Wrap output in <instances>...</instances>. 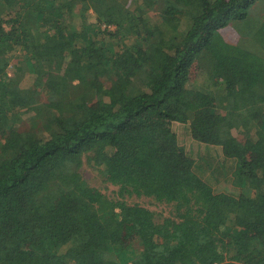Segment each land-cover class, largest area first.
Segmentation results:
<instances>
[{"label": "trees", "instance_id": "1", "mask_svg": "<svg viewBox=\"0 0 264 264\" xmlns=\"http://www.w3.org/2000/svg\"><path fill=\"white\" fill-rule=\"evenodd\" d=\"M0 130V264H264V0H0Z\"/></svg>", "mask_w": 264, "mask_h": 264}, {"label": "rangeland", "instance_id": "2", "mask_svg": "<svg viewBox=\"0 0 264 264\" xmlns=\"http://www.w3.org/2000/svg\"><path fill=\"white\" fill-rule=\"evenodd\" d=\"M134 3H132L133 5ZM133 7V6H131ZM88 15V18L83 19L81 17H77L75 19V21L78 23L79 27H78V31L81 32L82 27H88L92 31H96L97 30V26L100 24L97 22L96 20V16L97 14H93L92 12L88 11L85 12ZM143 16H145L146 20L149 23H152V17L149 16L148 12L145 15V12L143 13ZM42 17L41 14H33V15H23L20 18V22L21 25H32L31 28L29 30H31L32 32L36 31V25L38 24L37 21ZM83 20H86L85 22H82ZM84 23V24H82ZM82 24V25H81ZM181 30H183L184 28H186V24H181ZM223 37L227 40V41H233L235 39H238L237 36V32L233 33L232 29H227V30H223ZM163 38L166 41L167 45L172 44L173 39H169L167 41L166 38H168L170 35L167 33H163L162 34ZM177 38V35H175ZM32 38V37H31ZM159 39L157 41L162 42L164 39ZM9 71V70H8ZM212 74H216L218 76H222V73L220 71H218L217 73H212ZM194 76V75H193ZM194 79V78H193ZM212 84H215L214 82ZM198 85H200L201 87L203 86V82L202 83H198ZM216 85V84H215ZM35 94L36 96L39 98L40 97V91L39 89H35ZM249 121V120H248ZM252 122V120H250L249 122H246L245 126H247V124H250ZM174 129L177 131L178 135H179V140L181 144H185V146L187 147V150L190 151V153L192 154L193 157L199 159V162L203 163L204 166V170L205 171H211V167H216L218 166L217 161L219 162L220 165H223L222 167L219 166V171L217 172V178L218 179H225L224 175L225 173H229L231 172V168H232V164L230 163H226L223 157V154L221 152V149L217 148L216 146H210V145H206L204 143H200L196 140L193 139L190 130H189V126L188 125H184V124H180V123H175L174 124ZM0 134H1V130H0ZM225 166V167H224ZM89 171V182L88 184L91 187H96L97 189H99L100 191H102L106 196H108L109 198H111L113 196V191L112 189L114 187H112L110 184L106 183L102 177H100L97 174V171L94 169H91L90 167L87 168ZM130 203H133V201H137L140 202V204L146 208H149L150 210H154L157 213L161 214V216L158 214L157 215V219L156 220H162L163 217L169 216L167 209L162 205V204H154L151 201H149L150 199H146V198H140L138 199V197H134L131 199V197L128 198Z\"/></svg>", "mask_w": 264, "mask_h": 264}]
</instances>
